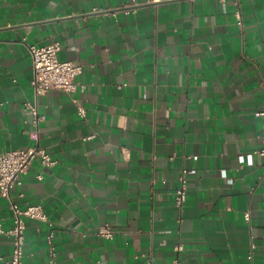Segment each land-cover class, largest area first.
Returning a JSON list of instances; mask_svg holds the SVG:
<instances>
[{"label":"crops","instance_id":"0c3cea01","mask_svg":"<svg viewBox=\"0 0 264 264\" xmlns=\"http://www.w3.org/2000/svg\"><path fill=\"white\" fill-rule=\"evenodd\" d=\"M133 1L0 0V151L38 145L56 160L36 157L11 192L47 214L26 218L22 264H264V0L113 12ZM55 42L83 71L36 99L29 45ZM0 222L13 224L2 195ZM11 252L3 234L0 264Z\"/></svg>","mask_w":264,"mask_h":264},{"label":"built area","instance_id":"2783aa9c","mask_svg":"<svg viewBox=\"0 0 264 264\" xmlns=\"http://www.w3.org/2000/svg\"><path fill=\"white\" fill-rule=\"evenodd\" d=\"M139 4L134 0L130 4L113 9L123 10L130 13L135 10ZM95 11L106 12V9H98ZM238 23L242 25V13L239 9L236 10ZM61 45L58 42L51 43L45 46L29 45V51L32 56V64L34 70L33 89L35 98L41 94L57 89L70 92L77 88L76 76L83 71V66L80 63L72 60H62L58 56ZM84 88V85L82 86ZM27 107L31 110L34 116V122L38 123L40 115L38 112L37 100L34 102H27ZM78 112L81 116H86V108L83 105L78 106ZM257 116L263 118L264 121V99L260 110L256 112ZM255 154L264 156V133L262 137V147L258 149ZM40 157L43 164L53 165L56 163L50 154L44 148L36 145L26 149H11L7 151H0V195L10 200V206L13 211V224L6 228L0 222V241L1 236L8 235L12 239V252L7 259V264H22L25 246V229L26 218H33L38 220H47V214L42 204H28L26 207H21L12 199V189L16 184L22 182V176L28 171L31 162ZM245 160L247 159L244 156ZM187 169L182 170L179 175V183L175 192V203L182 208L187 200L188 178ZM249 219V216H247ZM97 235L110 238L113 236V230L109 226H101ZM254 245V244H253ZM175 249L181 251L183 244L178 243ZM53 252V247L51 248ZM145 264H152L149 258ZM173 264H180V258L176 257Z\"/></svg>","mask_w":264,"mask_h":264}]
</instances>
